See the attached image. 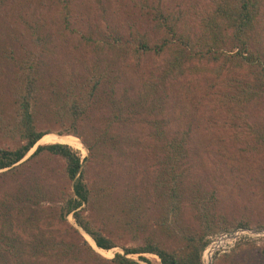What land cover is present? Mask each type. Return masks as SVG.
<instances>
[{
	"label": "rangeland",
	"instance_id": "374dc122",
	"mask_svg": "<svg viewBox=\"0 0 264 264\" xmlns=\"http://www.w3.org/2000/svg\"><path fill=\"white\" fill-rule=\"evenodd\" d=\"M62 1V6L57 3L59 0H52L39 8L36 0H3L1 3L0 67L3 69L0 70V100H10L9 82L16 81L13 65H5L7 61L1 58L2 52L22 43L31 46L32 32L26 22H35L38 18H41L39 25H44L43 30L51 33L50 48L44 56L52 65L50 71L55 82L68 85L78 73L86 78L99 66L102 70L109 66L114 69V90L108 89L111 101L108 96H102L97 101L98 108L90 112L91 119L81 125V131L87 135L92 125L106 127L116 111L133 114L128 122L113 125V132L121 140L118 148H110L106 155L84 162L89 163L88 180L98 190V198L84 205L87 206L86 214L118 246L109 250L99 248L85 230H80L72 215L67 220L53 219L51 213L57 211L61 204L58 197L62 192H73L74 182L65 173V160L46 154L25 163L16 175L0 169V228L5 221L8 230L23 238L24 247L33 246L37 240L39 242L45 232L53 234L62 249L61 256L57 260H44L41 256L45 264H114L111 259L117 252L139 264H161L155 253L126 254L124 250L125 247L143 245L149 238H167L159 225L163 208L157 203L156 193L160 169L167 161L166 153L160 148L163 142L161 135L152 126L157 118L167 121L165 130L168 137L184 129L190 131L189 153L184 165H180L187 184L216 191L212 200L216 214L230 221L242 217L254 220L260 214L264 217V144L258 138L259 132L264 130V96L244 109L228 96L234 91L230 77H248L245 71L237 72L229 64L216 78L212 71H197L196 66L206 65L207 60L195 59L185 65L184 74L178 70L165 79L170 51L143 54L141 50L138 56L132 54L128 58L105 51L98 58L93 49L86 48L83 40L89 32L96 30L104 34L116 30L127 36L137 31L139 35L146 31L153 33L155 10L160 5V8L178 13L183 20L180 28L186 22L193 28L194 37L201 31L203 17L215 8L216 0ZM65 15L69 18L67 26L63 19ZM228 51L235 53L237 50ZM224 93L228 97L221 99ZM42 117L39 127L51 130L52 134L42 138L40 144L66 143L78 150L82 157L89 156L82 136L58 133L69 125L67 121L50 114ZM68 137L76 142L65 141ZM19 144V136L10 135L0 119V148L12 149ZM23 192L40 198V202L18 200ZM1 212L6 214V220L1 218ZM38 217L41 218L39 222ZM182 221L190 225L196 223L191 203H187ZM178 225L182 227L183 224L179 222ZM238 229L210 235L209 245H215L206 250L204 263L206 258L211 259L209 254L216 251L213 264L217 256L228 252L242 239L255 240L260 247V255H264V234L247 233L237 240L225 239L227 233ZM85 240L103 258L89 252ZM112 252L114 255L108 257ZM141 255L150 262L142 260ZM26 256L34 260L33 255ZM259 258L264 264V256ZM221 264L229 263L223 260Z\"/></svg>",
	"mask_w": 264,
	"mask_h": 264
},
{
	"label": "trees",
	"instance_id": "16d2710c",
	"mask_svg": "<svg viewBox=\"0 0 264 264\" xmlns=\"http://www.w3.org/2000/svg\"><path fill=\"white\" fill-rule=\"evenodd\" d=\"M49 1L52 0H36V7L39 8ZM1 3L3 0H0V5ZM57 3L62 6L64 2L59 0ZM160 6L155 10L153 33L146 31L139 35L137 31L127 36L116 30L109 34L96 30L83 37L86 48L93 49L98 58L100 53L105 51L124 58L132 54L138 56L141 50L143 54L170 51L165 79L172 77L178 70L184 74L185 65L193 63L195 59L207 60L206 65L198 67L195 64L197 71H212L216 78L221 76L223 69L232 64L237 72L245 71L248 77H230L229 82L232 83L234 91L228 96L242 109L264 96V0H216L215 8L203 17L200 22L201 31L194 37L193 28L186 22L180 28V22L183 20L178 13ZM63 19L66 20L67 26L68 16L65 15ZM40 21L41 18L35 22H26L32 32L31 46H24L22 43L17 45L18 47L12 46L10 50L3 49L2 52L1 58L7 61L5 65H13L16 81L9 82L12 91L10 100H0V119L10 135L19 136L20 144L12 149L0 148V169H6L4 172L7 174L16 175L25 163L44 154L63 158L66 163L65 173L74 182L73 192H62L58 197L61 201L60 207L51 215L53 219L61 220H67L68 216L72 215L99 248L109 250L118 244L98 229L94 219L86 214L87 206L84 205L98 198V190L94 183L89 182V163L84 162L106 155L110 148H118L121 140L113 132V125L131 120L133 114L116 111L106 127L92 125L87 135L82 134L81 125H85L88 118L91 119L90 112L98 108L97 101L101 100L102 96H108L109 102L111 101L108 89L114 90V69L109 66L102 70L99 66L86 78L78 73L68 85L55 82L54 74L50 71L52 65H49L50 62L46 60V55L44 56L50 48L51 33L43 30L44 25L40 26ZM224 47L237 51L229 53L228 50H223ZM2 69L0 67V70ZM228 96L224 93L221 99ZM47 114L68 122L65 130L58 132L60 135L77 134L83 137V143L89 152L88 157H82L78 150L66 143H39L42 138L52 134L51 130L39 127V122L43 120L42 115ZM163 119H154L152 126L161 135L163 142L160 148L167 157L156 184L157 203L163 208L159 225L167 238H149L143 245L125 247L124 250L126 254L155 253L160 257L161 264H204L203 253L210 244V235L237 228H264V217L260 214L258 219L254 220L242 217L230 221L216 214L212 203L216 191H207L197 184L188 185L180 165H184L189 153L190 131L184 129L185 132L181 131L168 137L165 130L167 121ZM258 138L260 143L264 144V130L259 132ZM246 150L251 151L247 147ZM29 152H32L29 158L22 162ZM19 197L18 200L40 202V198L36 199L27 192H23ZM187 203H191L194 210V225L184 224L182 221ZM1 218L6 220V214L1 212ZM40 220L38 217L37 221ZM179 222L183 224L182 227L178 225ZM39 240L34 242L33 246L24 247L23 238L8 230L4 221L0 228V264H45L44 260L59 259L62 249L57 245L53 234L45 232ZM85 241L89 252L95 257L103 258L87 240ZM26 254L33 255L34 260H30ZM113 255L112 252L108 257ZM41 256L45 259L42 260ZM209 256L212 258L213 254ZM260 256L264 255H260V247L255 240L242 239L228 252L217 256L213 264H221L223 260L229 264H262ZM140 258L150 262L145 256L141 255ZM111 260L114 264H139L119 252Z\"/></svg>",
	"mask_w": 264,
	"mask_h": 264
},
{
	"label": "water",
	"instance_id": "95a60500",
	"mask_svg": "<svg viewBox=\"0 0 264 264\" xmlns=\"http://www.w3.org/2000/svg\"><path fill=\"white\" fill-rule=\"evenodd\" d=\"M36 147V146H35ZM31 153V152H30ZM80 230L83 232L84 231V229L82 228V227H80ZM251 234V235H255V234H264V229H259V230H257V229H251V228H240V229H238V230H236V231H234V232H231V233H227L226 235H225V239L226 240H236V239H238V237L239 236H241L242 234ZM215 244H211V245H208L207 247H206V249H205V251H204V253H203V257H205V252H206V250L209 248V247H213ZM215 253H216V251H215ZM214 253V254H215ZM214 254H213V256H214ZM212 260H213V257L210 259V260H208L207 258H206V262L204 263V264H212Z\"/></svg>",
	"mask_w": 264,
	"mask_h": 264
},
{
	"label": "bare ground",
	"instance_id": "6f19581e",
	"mask_svg": "<svg viewBox=\"0 0 264 264\" xmlns=\"http://www.w3.org/2000/svg\"><path fill=\"white\" fill-rule=\"evenodd\" d=\"M64 137V136H63ZM69 138V137H68ZM72 138V137H71ZM52 140H53V138H52ZM65 141H68V142H70V143H75L76 141L74 140V139H67V140H65ZM78 141V140H77ZM82 149V148H81ZM89 235V234H88ZM90 236V235H89ZM93 241V240H92ZM95 247V246H94ZM98 248V247H97Z\"/></svg>",
	"mask_w": 264,
	"mask_h": 264
},
{
	"label": "built area",
	"instance_id": "2783aa9c",
	"mask_svg": "<svg viewBox=\"0 0 264 264\" xmlns=\"http://www.w3.org/2000/svg\"><path fill=\"white\" fill-rule=\"evenodd\" d=\"M237 240V239H236Z\"/></svg>",
	"mask_w": 264,
	"mask_h": 264
}]
</instances>
